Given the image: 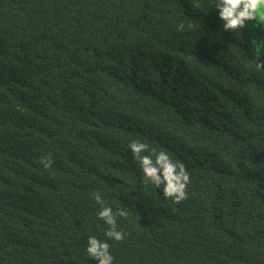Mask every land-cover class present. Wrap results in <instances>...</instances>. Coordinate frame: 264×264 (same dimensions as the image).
<instances>
[{
	"label": "trees",
	"instance_id": "trees-1",
	"mask_svg": "<svg viewBox=\"0 0 264 264\" xmlns=\"http://www.w3.org/2000/svg\"><path fill=\"white\" fill-rule=\"evenodd\" d=\"M215 3L0 0V264H98L97 191L128 213L113 264H264V55ZM133 140L185 165L187 199Z\"/></svg>",
	"mask_w": 264,
	"mask_h": 264
},
{
	"label": "clouds",
	"instance_id": "clouds-1",
	"mask_svg": "<svg viewBox=\"0 0 264 264\" xmlns=\"http://www.w3.org/2000/svg\"><path fill=\"white\" fill-rule=\"evenodd\" d=\"M214 8L218 9V17L223 22L224 31L246 29L249 22H253V27L264 26V0H216ZM261 66H264V62L257 65ZM128 147L142 169L145 183H151L158 188L163 186V196L173 199L177 204L187 199L190 177L182 162L174 161L166 152H157L150 149L147 143L138 140L131 141ZM40 162L44 168L51 167L53 163L50 155L42 156ZM93 196L100 205L97 216L109 228L104 233L107 238L105 240L88 236L86 252L92 259L98 261V264H113L114 257L110 253V244L107 241L125 239L123 231L117 229L116 217H126L128 213L125 208H118L114 212L111 206L105 204L98 191L94 192Z\"/></svg>",
	"mask_w": 264,
	"mask_h": 264
},
{
	"label": "rangeland",
	"instance_id": "rangeland-1",
	"mask_svg": "<svg viewBox=\"0 0 264 264\" xmlns=\"http://www.w3.org/2000/svg\"><path fill=\"white\" fill-rule=\"evenodd\" d=\"M251 34L255 51L260 55H264V26H251Z\"/></svg>",
	"mask_w": 264,
	"mask_h": 264
}]
</instances>
